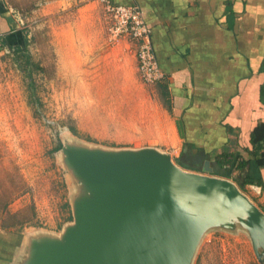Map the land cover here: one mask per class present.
<instances>
[{"label": "rangeland", "instance_id": "rangeland-1", "mask_svg": "<svg viewBox=\"0 0 264 264\" xmlns=\"http://www.w3.org/2000/svg\"><path fill=\"white\" fill-rule=\"evenodd\" d=\"M4 1L19 35H27L29 64L0 55V226L23 221L20 238L58 237L73 223L68 211L81 188L55 150L59 142L152 148L176 164L171 143L179 121L164 107L159 86L139 79L131 41L111 39L110 15L98 0ZM242 193L262 211L260 195L246 187ZM260 251L235 221L204 232L190 264H264Z\"/></svg>", "mask_w": 264, "mask_h": 264}, {"label": "water", "instance_id": "water-1", "mask_svg": "<svg viewBox=\"0 0 264 264\" xmlns=\"http://www.w3.org/2000/svg\"><path fill=\"white\" fill-rule=\"evenodd\" d=\"M60 149L81 185L73 223L58 237L25 235L12 264H190L204 232L235 221L264 252V213L229 180L152 148Z\"/></svg>", "mask_w": 264, "mask_h": 264}, {"label": "crops", "instance_id": "crops-1", "mask_svg": "<svg viewBox=\"0 0 264 264\" xmlns=\"http://www.w3.org/2000/svg\"><path fill=\"white\" fill-rule=\"evenodd\" d=\"M112 1L138 4L151 30L170 114L179 121L175 158L185 147L200 155L193 168L178 167L218 177L203 172L204 162L213 169L215 155L242 153L254 126L264 122V0ZM14 23L0 0V55L21 44ZM246 188L261 196L264 212V193ZM14 230L0 226V264H12L22 245L24 236Z\"/></svg>", "mask_w": 264, "mask_h": 264}, {"label": "trees", "instance_id": "trees-1", "mask_svg": "<svg viewBox=\"0 0 264 264\" xmlns=\"http://www.w3.org/2000/svg\"><path fill=\"white\" fill-rule=\"evenodd\" d=\"M28 43L27 35L21 34V44L9 48L11 54H15L24 59L25 65L29 64L28 56L24 50ZM159 86V92L164 101L163 105L170 113V101L169 95L166 90V85L162 82L157 83ZM261 102L264 104V100L261 97ZM69 130L73 134H77L76 131L69 127ZM250 147L242 149V153L236 152H221L214 157V167L211 169L213 175L220 178L231 179L235 183L237 188L242 192L246 186H256L264 193V181L261 177V170H264V122L257 123L249 135ZM61 148L60 142L55 147V150ZM186 148V147H185ZM187 149V148H186ZM201 152V151H200ZM208 155L207 153L205 154ZM204 156V155H203ZM199 154H193L188 149L187 152H180L179 157L176 159V165L184 169L193 168L192 164L199 160ZM68 207V204L66 203ZM264 213V212H263ZM68 221L72 219L71 211H68ZM23 225V221H12L10 223H4L1 225L2 229H15L20 231Z\"/></svg>", "mask_w": 264, "mask_h": 264}, {"label": "built area", "instance_id": "built-area-1", "mask_svg": "<svg viewBox=\"0 0 264 264\" xmlns=\"http://www.w3.org/2000/svg\"><path fill=\"white\" fill-rule=\"evenodd\" d=\"M110 15V37L129 39L135 48L136 72L147 85L163 81L165 75L156 61L151 43V30L143 19L138 4H116L112 0H98Z\"/></svg>", "mask_w": 264, "mask_h": 264}]
</instances>
